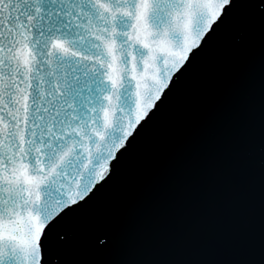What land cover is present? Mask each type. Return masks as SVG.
<instances>
[{
    "label": "snow or ice",
    "instance_id": "6c2138e0",
    "mask_svg": "<svg viewBox=\"0 0 264 264\" xmlns=\"http://www.w3.org/2000/svg\"><path fill=\"white\" fill-rule=\"evenodd\" d=\"M0 264H264V0H0Z\"/></svg>",
    "mask_w": 264,
    "mask_h": 264
},
{
    "label": "water",
    "instance_id": "95a60500",
    "mask_svg": "<svg viewBox=\"0 0 264 264\" xmlns=\"http://www.w3.org/2000/svg\"><path fill=\"white\" fill-rule=\"evenodd\" d=\"M226 149L225 135L223 130L218 131L215 143L210 150L215 152L218 156L222 155ZM221 165V173L224 171ZM215 211L210 212L205 203L203 192L198 194L194 205L186 209L182 214L177 211L173 205L167 206L161 212L141 218L140 222L144 223L147 230L151 231L155 228H169L173 230L182 229L188 226L193 221H201L204 223L206 229L210 232L221 231L228 222V215L223 210V196L217 193L215 201Z\"/></svg>",
    "mask_w": 264,
    "mask_h": 264
}]
</instances>
